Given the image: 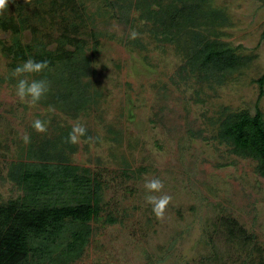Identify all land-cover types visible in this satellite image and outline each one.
<instances>
[{"label":"rangeland","instance_id":"1","mask_svg":"<svg viewBox=\"0 0 264 264\" xmlns=\"http://www.w3.org/2000/svg\"><path fill=\"white\" fill-rule=\"evenodd\" d=\"M82 2L89 22L78 39L89 60L82 79L91 101L78 113L56 108L46 95L34 107L20 102L12 72L25 60L11 59L4 48L11 36L0 28V203L21 195L7 176L11 164L37 161L41 151L81 124L85 136L60 147L54 162L88 169L101 187V200L88 244L70 264H264V177L255 160L234 155L216 139L225 111L258 109L264 115V89L259 99L256 83L264 74V5L208 0L227 18L213 39L247 62L205 81L179 73V46L152 37L136 10L111 8L112 0ZM14 8L10 0L0 22ZM60 23L50 15L38 25L48 51L59 48ZM133 30L139 33L135 40L129 38ZM30 41V32H23L21 42ZM40 74L26 78L39 80ZM37 119L45 122V133L32 128ZM155 178L164 184L156 195L171 197L163 219L145 201L144 183ZM228 220L248 238L231 237Z\"/></svg>","mask_w":264,"mask_h":264},{"label":"trees","instance_id":"2","mask_svg":"<svg viewBox=\"0 0 264 264\" xmlns=\"http://www.w3.org/2000/svg\"><path fill=\"white\" fill-rule=\"evenodd\" d=\"M12 1L13 14L0 22V28L11 36V45L4 44L11 59L17 63L30 57L47 60L49 68L40 79L50 84L46 96L53 106L65 112L84 110L91 96L82 79L89 60L82 56L84 41L78 39L81 28L89 22L82 0ZM256 1L264 5V0ZM110 7L127 14L136 10L139 22L152 37L177 44L184 62L179 68L181 74L217 81L246 65L247 59L238 56L235 49L213 39L227 18L208 0H112ZM50 15H57L62 23L59 26L64 28L55 51L46 49L38 32V25ZM26 31L31 34L27 44L21 42ZM68 45L73 49L67 50ZM256 83L260 99L264 74ZM262 113L258 109L254 114L225 111L218 118L216 139L234 155L255 160L256 172L264 177ZM66 138L67 133L54 141L52 149L41 151L37 161H18L7 169L8 178L21 195L0 203V264H70L87 246L90 222L99 213L101 187L88 169L54 162L59 148L68 144ZM225 225L231 237L238 234L248 238L235 221L228 220Z\"/></svg>","mask_w":264,"mask_h":264},{"label":"clouds","instance_id":"3","mask_svg":"<svg viewBox=\"0 0 264 264\" xmlns=\"http://www.w3.org/2000/svg\"><path fill=\"white\" fill-rule=\"evenodd\" d=\"M10 0H0V15L7 12ZM26 2V0H25ZM139 33L135 30L129 33L130 39H137ZM49 68V62L47 60L37 61L33 58H28L24 63L16 66L12 72L14 78L17 79L16 83V95L21 103L27 104L29 107L36 106L39 101L46 95L50 89V84L45 79L29 80L26 77L28 75H34L44 72ZM49 111H55L50 107ZM32 128L38 133H45L47 126L44 121L37 119L33 121ZM86 134V128L81 124H75L72 126L71 131L66 138V143L78 144L80 138ZM91 141V138H88ZM22 141L25 144L31 142V137L28 133L22 136ZM145 188V201L152 205V212L158 219H163L165 210L171 201V197L167 194L156 195V193H162L164 189L163 181L158 178L147 180L144 183Z\"/></svg>","mask_w":264,"mask_h":264}]
</instances>
